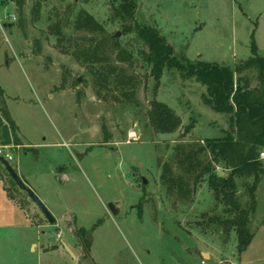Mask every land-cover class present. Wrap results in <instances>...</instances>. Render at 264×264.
<instances>
[{"label":"rangeland","instance_id":"1","mask_svg":"<svg viewBox=\"0 0 264 264\" xmlns=\"http://www.w3.org/2000/svg\"><path fill=\"white\" fill-rule=\"evenodd\" d=\"M37 2L0 1L4 121L14 125L12 145L0 151L57 222L48 223L0 164V264H82L87 257L92 264H264V175L245 252L236 230L211 222L225 206L207 181L182 199L161 179L167 164L181 172L176 146L204 145L231 129L228 116L205 104L206 88L166 69L155 90L147 48L135 32L124 33L112 0H43L34 11ZM81 13L106 33L77 30ZM136 21L156 28L178 60L234 67L252 56V41L264 58V0H138ZM112 35L132 55L129 63L115 55L112 62L137 80L135 103L113 85L100 88L81 55L91 40ZM155 98L181 118L176 133L149 125ZM252 182L237 178L244 206Z\"/></svg>","mask_w":264,"mask_h":264},{"label":"trees","instance_id":"2","mask_svg":"<svg viewBox=\"0 0 264 264\" xmlns=\"http://www.w3.org/2000/svg\"><path fill=\"white\" fill-rule=\"evenodd\" d=\"M0 1L3 5L7 0ZM42 1L38 0L34 11L41 7ZM137 1L112 0V4L123 22L124 33L135 32L147 48L144 61L149 64L150 76L156 81L155 90L160 87L166 69L178 72L185 79H195L206 88L203 95L205 104L212 111L228 116L231 127L222 137L204 140V145L176 146L175 162L181 174L173 173L171 165L167 164L161 179L171 193L182 199L190 197L202 182L207 181L214 195L225 206L224 216L215 217L211 222L222 225L227 231L236 230L239 251L245 252L254 237L248 231L257 206L254 191L264 175V162L260 159L264 151V58L259 56L257 43L252 41V56L234 67L178 60L174 47L156 28L136 21ZM18 2L22 7L23 0ZM75 27L94 35L106 33L94 17L85 13L78 16ZM91 41L90 47L83 50L81 55L89 63L96 84L100 88L110 89V85H113L122 89L124 99L135 103L137 80L127 76L124 69L112 62L115 55L117 61L129 63L132 55L126 52L114 35ZM249 73L257 76L258 85H251ZM0 115L3 119L10 118L1 85ZM147 119L158 134H174L182 126L176 112L157 98L150 102ZM9 128L13 131L14 125L10 124ZM218 167L229 173L219 176ZM237 178L253 180L250 186L247 185L250 201L245 206L237 196Z\"/></svg>","mask_w":264,"mask_h":264},{"label":"water","instance_id":"3","mask_svg":"<svg viewBox=\"0 0 264 264\" xmlns=\"http://www.w3.org/2000/svg\"><path fill=\"white\" fill-rule=\"evenodd\" d=\"M119 36L120 33L116 34L115 37L118 38ZM0 131L2 133V141L0 145L3 147H10L13 143L12 133H10L9 125L5 123L1 115H0ZM0 164L2 165V167L5 168V171L7 172L8 176L10 177L12 182L18 186L20 191L25 193L28 196L29 200L33 201L36 204L40 213L45 217L48 223H50L51 225H55L57 222L55 216L52 215L50 210L47 209L43 201L39 199V197L35 194V192L22 181L20 175L16 172L15 168H13V166H11L10 163L4 157H0ZM219 176H222L221 171H219ZM145 184H147V181H145ZM108 208L111 211V213L114 215H116V213L118 212L117 208L113 204H110ZM62 245L74 259H77L74 251L70 249V247L65 242L62 241ZM82 264H92V262L90 258L87 257L84 259Z\"/></svg>","mask_w":264,"mask_h":264},{"label":"built area","instance_id":"4","mask_svg":"<svg viewBox=\"0 0 264 264\" xmlns=\"http://www.w3.org/2000/svg\"><path fill=\"white\" fill-rule=\"evenodd\" d=\"M3 147V146H2ZM0 157H4L7 161H11L12 160V157H10V156H8V155H3V152L2 151H0Z\"/></svg>","mask_w":264,"mask_h":264},{"label":"flooded vegetation","instance_id":"5","mask_svg":"<svg viewBox=\"0 0 264 264\" xmlns=\"http://www.w3.org/2000/svg\"><path fill=\"white\" fill-rule=\"evenodd\" d=\"M84 259H85V258H84ZM83 261H84V260H83ZM83 261H82V262H83ZM82 262H81V263H82Z\"/></svg>","mask_w":264,"mask_h":264}]
</instances>
